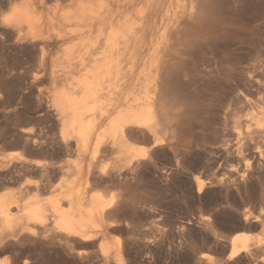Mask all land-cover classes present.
<instances>
[{"label": "bare ground", "instance_id": "obj_1", "mask_svg": "<svg viewBox=\"0 0 264 264\" xmlns=\"http://www.w3.org/2000/svg\"><path fill=\"white\" fill-rule=\"evenodd\" d=\"M65 1L50 11L41 0L14 1L0 16L2 31L35 53L39 71L32 77L44 75L52 86L58 138L50 145L76 156L67 167L40 161L32 166L39 167L41 180L56 172L67 176L58 196L39 195V200L25 203L13 191L0 194V228L7 233L0 236V249H12L23 237L37 238L40 231L53 233L69 247L105 235L112 225L119 227L118 219L111 217L126 206L118 204L119 196L118 203L104 200L97 185L123 186L128 178L145 185L148 177L155 178L157 161L169 153L174 166L165 172L175 176L197 147L213 164L228 160L237 166L204 178L194 174L188 180L194 196L212 190L227 203L233 194L252 192L264 202V0ZM226 102L233 106L229 115L223 112ZM239 115L243 118L237 119ZM26 132H20L25 143L36 145L38 139ZM205 132L210 140L199 136ZM138 141L146 148L136 146ZM106 156L113 158L108 167L103 163ZM26 165L29 162L19 158L12 166L15 175ZM4 167L0 187L14 174ZM212 216L200 217L214 246L224 252L212 264H252L253 256L264 254V235L249 241L234 234L226 246L220 245ZM238 220L234 229L264 230L262 212L243 213ZM119 257H113L117 264ZM102 261L111 260L104 256Z\"/></svg>", "mask_w": 264, "mask_h": 264}, {"label": "rangeland", "instance_id": "obj_2", "mask_svg": "<svg viewBox=\"0 0 264 264\" xmlns=\"http://www.w3.org/2000/svg\"><path fill=\"white\" fill-rule=\"evenodd\" d=\"M20 1L0 0V16L2 13L4 14L8 11L7 8L12 5L11 3ZM41 1L49 11L55 7H61L66 2L65 0ZM54 4L55 6L52 8ZM8 34L7 31H2V27L0 28V68L2 69H0V167L6 165L4 167L6 168L5 170L14 173V167L12 166L21 157L22 159L25 158L30 166L26 165L23 167V170L21 169L22 171H19L20 173H16L17 175L14 173L11 176L12 178L6 179L7 184L0 187V194L6 191H13L17 195H21L23 202L32 203L39 200V195L40 198L60 195L59 193L63 190L61 186L67 177L64 176L63 172H56L50 177L41 180L39 167H32L34 162L39 163L40 161L46 162V164L60 163L62 166L67 167L69 165H67V162H73L76 156L73 152L70 153L61 147L58 148L59 146L57 145V148L54 144V148L52 144L50 145L51 141L54 142L55 138H58V129L54 125L53 109L50 105L52 86H50L51 84L49 85L50 82L44 75L40 76L41 78L39 76L38 78L32 77L34 72L39 69L37 59L36 61L34 60L36 58L35 53L32 52L29 45L27 46L26 43H16L10 34L8 37ZM22 44H26V46ZM261 61V70L264 71V57H261ZM232 109L233 106L229 102H226L223 112H226L227 115L228 111ZM240 115L237 119L241 117ZM228 121L229 124H232L230 118ZM22 129L28 130L26 133L29 134L31 132L30 134L38 139L36 145L32 142L25 143L20 133ZM205 133H198L197 135L200 134V137L204 135L203 140L205 138V140H208V137L210 140V134L208 132ZM39 141H48L49 143L47 142L45 143L46 146L39 147ZM135 143L136 146L143 149L147 146V144L141 141L140 143L139 141ZM169 155L171 154L162 155L161 159L157 161L158 172L155 178L148 177V181H145L147 187L145 185H137L132 178H128L127 181L123 180V186L127 188L121 186L122 184L115 185V183H105L96 186L101 191L104 200L113 198L118 203V199L121 197V201L118 204H123L126 207L123 210L121 208L118 212L119 214L117 213L118 215L116 214L111 217L112 220L118 219L116 221L119 222V227L116 226L117 224L114 227L112 225L113 228L109 227L110 229H107L105 235H100L93 240L83 242L84 244L80 241L78 243L74 241L71 243V247L62 245L63 240H60L58 236L55 235L54 238L53 233L52 235L51 232L44 233V231H40L41 235L39 233L37 238L23 237V239L20 238L21 240L19 239L18 242L14 241V243L10 239L15 246L9 249V246L6 245L1 248L2 250L0 249V262L24 264L23 262L27 260V264H105L102 260L104 256H107L111 260L110 264H117L113 257L120 253L121 257L119 258L121 263L119 264H212L211 261L223 258L224 252L221 251L220 246H214L210 234L211 231L205 229V225L200 223V217L207 214L214 215L212 216L211 225L212 229L215 228L214 230H216L215 234L221 243L220 245L225 243L226 246L229 237L234 234H239L249 241L264 235V230L259 226L234 229V226L238 225V216L240 214L247 213L255 216L261 212L264 213V202H261L258 194L252 192L247 194L242 193L241 195L233 194L228 198L229 201L226 203L221 194H217L212 190L197 198L188 188V180L190 181L194 174L202 178L204 176H211L214 173L221 174L234 169L237 166L235 162L219 160L213 164L206 152L197 147L190 150L188 161L192 163L185 162L187 164H185V171L181 170L179 174L171 176L165 172L170 166H174V157L171 155L173 157L171 158ZM106 157L103 163H107L105 165L108 167V165H111L113 158L112 156ZM110 161L111 163H109ZM218 166L220 167L218 168ZM60 173H63V175ZM133 180L135 183H133ZM30 183L33 185L37 183V189H34L36 187ZM39 185H43L44 188L42 186L39 188ZM142 186L145 188L140 189L139 187ZM127 193L130 194L128 195ZM129 205L132 206L130 207ZM187 220L191 221L190 225L186 224ZM182 225L184 226V228L182 227L183 230L181 229ZM115 227L117 228L115 229ZM3 234L6 235L7 233L0 228V236H4ZM43 234H48V236L45 237ZM55 239H58V241ZM7 246L8 249H6ZM79 252H81L82 256ZM260 258L263 262L258 261ZM251 262L252 264H264V254L261 256L256 254L255 257L253 256ZM222 263L228 264L225 261L218 264Z\"/></svg>", "mask_w": 264, "mask_h": 264}]
</instances>
